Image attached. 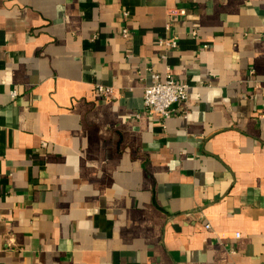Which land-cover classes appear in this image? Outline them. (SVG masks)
<instances>
[{
	"label": "crops",
	"instance_id": "0c3cea01",
	"mask_svg": "<svg viewBox=\"0 0 264 264\" xmlns=\"http://www.w3.org/2000/svg\"><path fill=\"white\" fill-rule=\"evenodd\" d=\"M0 264H264V0H0Z\"/></svg>",
	"mask_w": 264,
	"mask_h": 264
},
{
	"label": "built area",
	"instance_id": "2783aa9c",
	"mask_svg": "<svg viewBox=\"0 0 264 264\" xmlns=\"http://www.w3.org/2000/svg\"><path fill=\"white\" fill-rule=\"evenodd\" d=\"M173 12L184 15L186 10L184 8H177ZM172 12V13H173ZM127 16V14H125ZM170 26V25H168ZM128 30H123L124 36H127ZM178 36L172 39L161 40V44L176 48L178 45ZM208 47V45H205ZM97 92L105 98H113L115 96V89L113 86H105L103 84L96 85ZM190 86L188 83L181 82L174 79L169 74L164 78L159 74H152L151 83L145 86L144 104L148 112L153 115L158 113L162 119L170 117L174 114H182L187 116L189 114V99ZM13 96L17 95V90H12ZM210 228V225H206Z\"/></svg>",
	"mask_w": 264,
	"mask_h": 264
}]
</instances>
